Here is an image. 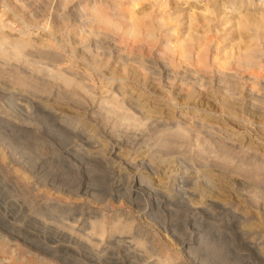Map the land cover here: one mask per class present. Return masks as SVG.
<instances>
[{
	"label": "rangeland",
	"instance_id": "obj_1",
	"mask_svg": "<svg viewBox=\"0 0 264 264\" xmlns=\"http://www.w3.org/2000/svg\"><path fill=\"white\" fill-rule=\"evenodd\" d=\"M0 26V264H264V0H0Z\"/></svg>",
	"mask_w": 264,
	"mask_h": 264
},
{
	"label": "bare ground",
	"instance_id": "obj_2",
	"mask_svg": "<svg viewBox=\"0 0 264 264\" xmlns=\"http://www.w3.org/2000/svg\"><path fill=\"white\" fill-rule=\"evenodd\" d=\"M121 8V7H120ZM94 13L88 17V22L91 24V23H94V24H97L99 26L103 25L104 27L106 28H109V29H114L117 27V23L110 19L109 15L104 13L103 11H100L99 9H96L94 8ZM10 16V14H9ZM84 17V15H83ZM2 28H3V24H2ZM54 28V27H53ZM81 29V28H80ZM0 30H1V26H0ZM41 30V29H40ZM94 32V29H91L90 33H93ZM140 32L136 30L135 26L134 25H131L129 27L128 30L125 31V34L129 35V36H136L138 35ZM107 34V33H106ZM0 36H2V33L0 32ZM74 38V37H73ZM99 41V40H98ZM27 45V44H25ZM70 48V47H69ZM68 51V50H67ZM7 54H11V56H17L18 53H15V52H12V53H9L7 52ZM47 56L49 57L51 55V58L54 59L55 61L58 60L60 57H59V54L58 52H46ZM196 58L197 60H199L201 58L200 54H196ZM238 65H246V66H253L256 64V55L255 53H247L244 55V57L242 59H239L238 60ZM190 67V66H189ZM47 73L50 77H53V78H60L62 79V81L64 82H67V84L69 82H71V75H74L75 79H79L80 80V77L78 76V74L76 73H73V72H70V71H66L65 69H60L58 67H56V65H53L52 64V67H49L47 70ZM254 73V72H253ZM224 74H227V72H224ZM229 75H231L232 77H235V76H238V73L236 71H233L231 73L228 72ZM254 75V74H252ZM256 76V75H255ZM64 77V78H62ZM227 76L223 75V79L225 82H228V78H226ZM106 78V77H105ZM104 78V79H105ZM107 81L104 82V85L103 86H107V85H111L112 84V80L111 78H108ZM81 89V88H80ZM152 90V89H151ZM157 91V90H156ZM130 107L128 108H131L130 110H133L131 111L130 114L128 113H122L120 116V119L121 120H124V121H129L131 124H140L141 121L143 120V118L145 117V114L143 112H141V110L139 109V103L136 102L134 104H131L129 105ZM214 107V106H213ZM151 111V110H150ZM107 113H112V114H115L116 113V109H109L107 111ZM117 115V114H116ZM170 130V129H169ZM183 128H181L180 126H177L175 131H176V135H182L181 133H183ZM171 132V131H170ZM206 181H209V178H206L205 179ZM89 196V195H88ZM104 201V200H103ZM66 225V224H65ZM66 226H68L69 228V232H67V237L72 241V238L73 237H76L77 239L78 238V234L77 233H73L74 231V227L73 225L71 224H67ZM98 226L93 223L91 225V230L90 232H86V230H82V229H79L80 233L79 235L81 234L82 236L84 235L85 236V247L89 248L90 246V241H96V242H102L104 241L103 237H104V234H105V229L103 227H100L101 228V231L98 232V235L99 236H96V230L98 231ZM63 235V234H62ZM110 237V236H109ZM112 237V236H111ZM106 238V237H105ZM76 239V241L74 243H77L78 240ZM74 240V239H73ZM107 241V240H106ZM109 241V239H108ZM131 247V246H130ZM56 251V250H55Z\"/></svg>",
	"mask_w": 264,
	"mask_h": 264
}]
</instances>
